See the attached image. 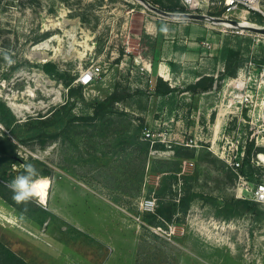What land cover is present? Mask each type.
I'll return each instance as SVG.
<instances>
[{"label":"rangeland","instance_id":"1","mask_svg":"<svg viewBox=\"0 0 264 264\" xmlns=\"http://www.w3.org/2000/svg\"><path fill=\"white\" fill-rule=\"evenodd\" d=\"M252 34L138 0H0V113L20 125L0 172V264H264V104L250 74L264 39ZM226 44L239 56L225 60ZM93 66L102 75L72 100ZM202 77L215 87L194 86ZM160 78L177 91L155 95ZM69 100L78 122L34 134ZM242 148L254 175L228 163ZM25 160L46 178L42 206L17 205L5 187ZM159 206L172 213L157 217Z\"/></svg>","mask_w":264,"mask_h":264},{"label":"trees","instance_id":"2","mask_svg":"<svg viewBox=\"0 0 264 264\" xmlns=\"http://www.w3.org/2000/svg\"><path fill=\"white\" fill-rule=\"evenodd\" d=\"M36 1L37 0H32ZM33 3V2H32ZM160 10L169 12V13H182V14H191L192 12L188 10L187 8L183 7L181 3L178 2L173 7H158ZM198 13V12H197ZM215 16V15H213ZM261 21V19H260ZM220 25L224 26H229L227 23H222ZM245 26V25H243ZM229 44H226L223 49H222V56L225 60H228L230 58H233L235 56H239V52L228 46ZM239 67V66H238ZM45 71L48 73H51L53 70L49 67H45ZM228 72L229 75L234 77L237 74V68L232 70L231 66L228 67ZM208 82V85L203 87L204 91H210L215 87L216 80L215 78H207V77H202L194 86H202L204 83ZM68 86L72 85V81L68 82ZM195 88V87H194ZM71 99L73 100L74 98H83V86L80 85L75 88H71ZM177 91V88L171 87L166 81H163L162 78L158 80V84L155 87L154 94L159 95V96H168L172 95L174 92ZM110 100H115V97L112 96ZM108 101V100H107ZM107 101L103 102L102 104H106ZM71 102L70 100L65 104L60 106L59 108L55 109L51 115L46 118L45 120H39L36 122L38 124V128L34 130V134H38L39 138H42L45 135V129H50L54 128L57 125H62L63 123L73 125L74 123L78 122L80 120V117L75 116L72 112L71 108ZM104 107V106H103ZM98 115V113H97ZM90 119H95V115L91 117ZM0 123L6 127V130L0 128L3 137L1 138L0 141V172H2L1 176L6 178V173H8V170L10 169V164L14 163L13 159L15 156H17V144L13 140L12 136L15 134L16 135V129L20 128L19 123L15 120L14 115L12 112L6 108L3 107L0 113ZM17 126V127H16ZM16 128V129H15ZM142 145H145L146 148L148 149L149 143L148 142H142ZM251 152L247 154V156L244 159V162L246 164L243 165L245 168L248 169V172L250 175H254L256 172H258V169L253 165L252 160H251ZM171 174L173 178L178 180L177 173L176 172H167ZM171 177V178H172ZM172 206H159L157 209V212L155 215L157 217L161 216L164 217L163 215L165 214L164 210H167L169 213H172ZM148 221V220H147ZM148 223L152 226V222L148 221ZM14 260L20 261L17 256L14 257ZM21 263V262H20ZM23 263V262H22Z\"/></svg>","mask_w":264,"mask_h":264},{"label":"built area","instance_id":"3","mask_svg":"<svg viewBox=\"0 0 264 264\" xmlns=\"http://www.w3.org/2000/svg\"><path fill=\"white\" fill-rule=\"evenodd\" d=\"M180 3L183 7L190 10L192 12L191 14H196L197 12L202 13V15H208L206 12L221 13L222 18L220 17V19L237 22V24L240 26H242V23L248 22V26L243 27L264 30V0H180ZM250 16L255 18L249 22L248 19L251 18ZM227 24L234 28L242 29L233 24ZM254 35L259 37L260 41L261 39H264V34L253 33L251 36ZM253 67L254 66L251 68L252 71L250 74L257 80H260L263 95L262 101L264 104V65H260L259 68ZM257 70L259 72H256ZM102 73L101 66H93L80 75L78 83L83 86H92L102 75ZM147 136L149 137L150 134ZM245 156L246 148H242V150L237 151V153L230 157L228 163L233 167L234 170L241 169L243 168ZM254 195L258 201H264V184H260L257 187ZM147 205L154 209L155 203L154 201L150 200L147 202Z\"/></svg>","mask_w":264,"mask_h":264},{"label":"clouds","instance_id":"4","mask_svg":"<svg viewBox=\"0 0 264 264\" xmlns=\"http://www.w3.org/2000/svg\"><path fill=\"white\" fill-rule=\"evenodd\" d=\"M4 58L8 64L13 63L7 53H5ZM14 168L17 175L5 183V187L12 193V199L17 205L26 206L29 203H35L42 206L43 193L47 188L46 178L40 175L39 170L33 163L26 160L22 164L14 165Z\"/></svg>","mask_w":264,"mask_h":264},{"label":"water","instance_id":"5","mask_svg":"<svg viewBox=\"0 0 264 264\" xmlns=\"http://www.w3.org/2000/svg\"><path fill=\"white\" fill-rule=\"evenodd\" d=\"M141 3H143L147 8H149L151 11L155 12L156 14H159L164 17L168 18H176V19H185V20H191V21H208L214 24H222V23H230L235 26H238L239 28L249 30L253 33H261L264 34V30L258 29V28H249V27H243L237 24V22L233 21H228V20H223L220 18H213L208 15H202V14H182V13H167L164 12L151 4H149L146 0H138Z\"/></svg>","mask_w":264,"mask_h":264},{"label":"crops","instance_id":"6","mask_svg":"<svg viewBox=\"0 0 264 264\" xmlns=\"http://www.w3.org/2000/svg\"><path fill=\"white\" fill-rule=\"evenodd\" d=\"M156 37H157V34H156ZM155 37V38H156ZM156 73H157V68H156ZM163 73H166V74H168V72H167V69H163V70H161V69H159V76L160 77H167V76H165V75H163ZM196 73H198V72H196ZM162 75V76H161ZM168 77H169V75H168ZM197 78H200L199 76L197 77ZM164 79V78H163ZM166 79V78H165ZM170 79V78H169ZM166 81H169L168 79H166ZM172 87H176V86H172Z\"/></svg>","mask_w":264,"mask_h":264},{"label":"bare ground","instance_id":"7","mask_svg":"<svg viewBox=\"0 0 264 264\" xmlns=\"http://www.w3.org/2000/svg\"><path fill=\"white\" fill-rule=\"evenodd\" d=\"M241 25H242V26H243V25L248 26V22H244V23H242ZM164 78L168 79L167 77H164ZM239 81H241V80L239 79ZM234 83H239V82L236 81V80H231V81H230V85H231V84H234ZM263 110H264V105H263Z\"/></svg>","mask_w":264,"mask_h":264},{"label":"flooded vegetation","instance_id":"8","mask_svg":"<svg viewBox=\"0 0 264 264\" xmlns=\"http://www.w3.org/2000/svg\"><path fill=\"white\" fill-rule=\"evenodd\" d=\"M0 128H1V126H0ZM2 137H3V134H2V132H1V130H0V141H1V138H2ZM16 157H17V156H15L13 160H15ZM12 167H13V164H10V169L8 170V172L11 170ZM6 177H7V175H6Z\"/></svg>","mask_w":264,"mask_h":264}]
</instances>
